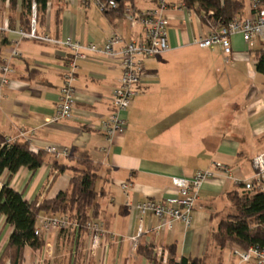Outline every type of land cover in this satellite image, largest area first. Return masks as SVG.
<instances>
[{
  "label": "crops",
  "instance_id": "obj_1",
  "mask_svg": "<svg viewBox=\"0 0 264 264\" xmlns=\"http://www.w3.org/2000/svg\"><path fill=\"white\" fill-rule=\"evenodd\" d=\"M131 6L151 9L156 0H132ZM112 10L101 12L91 0H47L35 16L36 33L102 47L115 32L127 42L129 24L122 12ZM21 13L20 0L12 10L0 0V20L13 30L0 34V63L9 62L14 68L9 85L0 86V133L12 141H27L32 152L56 146L68 148V154H47L34 173L21 167L9 176L4 170L0 186L7 183L27 202L53 199L68 189L71 172H53L51 162L70 165L72 157L85 152L98 168V219L113 236L102 264H166L171 247L176 261L184 256L203 258L205 264H235L230 248L220 250L211 238L218 220L231 207L226 193L239 187L224 172L215 169L202 184L188 226L177 221L170 230L155 233L156 216L141 217L133 205L174 196L172 178L212 169L214 163L226 165L241 181L253 177L251 159L264 151V77L255 70L258 47L249 48L237 33L229 38L227 56L217 45L198 48L193 40L207 33L201 13L182 0H170L164 12L168 50L145 60L138 94L122 114L125 131L108 138L101 132V121L110 112V95L119 82L118 60L98 54L77 60L73 118L46 123L55 111L70 55L51 42L20 38L14 31L22 29ZM16 41L21 57L10 58ZM123 182L130 184L126 192ZM42 215L48 214L41 212L38 217ZM139 226L143 233L137 237ZM12 230L0 214V264H9L3 253ZM41 239L40 248H23L20 264H86L85 231L56 229ZM144 248L155 261L141 252ZM158 248L166 253L165 263L158 258Z\"/></svg>",
  "mask_w": 264,
  "mask_h": 264
},
{
  "label": "built area",
  "instance_id": "obj_2",
  "mask_svg": "<svg viewBox=\"0 0 264 264\" xmlns=\"http://www.w3.org/2000/svg\"><path fill=\"white\" fill-rule=\"evenodd\" d=\"M86 2L88 0H81ZM101 11H109L117 8L115 0H91ZM248 14L246 16L235 17L225 23L214 17L212 11L201 12V19L207 27L205 36L195 38L192 42L198 48H209L220 46L227 56L231 53L230 36L240 34L243 41L249 48L258 47L264 51V0H247ZM170 0H156V6L151 9L136 10L131 5L123 8L122 14L129 24L130 39L126 42L118 33H112L106 39L102 47L92 43L82 44L70 37L64 39H52L48 35H38L36 33V8L35 3L31 5L30 27L28 31L18 29L16 32L20 38H30L33 40L47 41L64 48L70 55L62 73V83L59 88L55 111L52 116L45 119L46 123L68 120L73 118V106L75 103V70L77 60L87 58L89 55H102L106 58L118 60L120 66V77L118 85L113 88L110 95V112L101 121V132L108 138L121 136L126 128L125 119L122 114L129 107L132 99L138 94L137 85L140 80L144 62L147 58L162 54L168 50L167 28L168 20L164 14L169 7ZM184 5V4H183ZM139 28V31L136 30ZM13 31L7 22L0 20V34ZM17 41L10 49V58H19L21 53L16 47ZM259 55H255V63ZM227 60V57H226ZM14 72V68L9 62L0 63V86L9 85V76ZM6 145L12 143L10 137H4ZM47 154L55 157L68 154V148L46 146L43 149ZM253 177L246 181H241L234 177L229 168L220 163H214L212 169L198 170L189 177H174L172 183L176 187V194L163 200L144 199L133 205L137 213L142 217L152 213L158 219V223L152 227V231L159 233L162 230H170L177 221L183 222L186 226L190 224L191 213L198 200L199 190L205 180L214 175V170L224 172L235 184L242 186L250 192H261L264 194V151L256 154L251 159ZM124 192L130 189L127 182L121 183ZM79 228L80 225L71 220L68 215L48 214L37 218L34 226V235L41 237L53 230ZM88 241L84 250L85 262L89 264L91 260H97L96 264H102L103 251L107 247L113 236L104 227L102 220H91L85 225ZM143 233L142 226H139L137 237ZM135 241L134 237H131ZM158 258L165 263L166 253L161 248L156 250ZM230 256L235 260V264H264V250L258 246L250 247L247 250L238 248L230 249Z\"/></svg>",
  "mask_w": 264,
  "mask_h": 264
},
{
  "label": "trees",
  "instance_id": "obj_3",
  "mask_svg": "<svg viewBox=\"0 0 264 264\" xmlns=\"http://www.w3.org/2000/svg\"><path fill=\"white\" fill-rule=\"evenodd\" d=\"M2 1H7L11 10L17 4V0ZM20 1L22 6L20 18L23 22L21 28L28 31L32 2L35 3L37 18L38 13L45 8L47 0ZM115 1L118 4L115 11L122 12L124 6L132 5V0ZM245 1L182 0L187 8L195 9L199 13L212 11L214 17L220 19L222 23L241 16L244 13ZM115 11L112 10V12ZM104 13L110 14V10ZM22 18H26L25 22ZM256 54L259 57L255 63V70L264 77V51L257 50ZM46 157L47 153L43 149L32 152L25 140H15L6 145L4 136L0 133V175L7 170L11 176L21 167H26L34 173L44 163ZM72 159L73 162L70 165L60 164L57 160L51 162V171L62 173L69 170L71 172L68 189L59 192L53 199H35L27 202L23 199L22 193L13 190L7 183L2 185L0 214L4 215L6 223L13 227L3 253V258H8L9 264H20L22 251L26 245L33 249L41 247L43 243L41 237L34 235L35 222L41 212L68 215L71 220L80 225L83 231L88 221L99 218L97 198L101 190L99 191L96 185L99 178L98 168L85 152L75 155ZM226 197L230 202L231 210L218 220L216 229L211 234L215 246L220 250L226 248L247 250L254 246L264 250V194L257 191L250 192L239 185L228 191ZM141 252L155 261L149 249H141ZM166 264H205V260L183 256L176 261L173 247H171Z\"/></svg>",
  "mask_w": 264,
  "mask_h": 264
},
{
  "label": "rangeland",
  "instance_id": "obj_4",
  "mask_svg": "<svg viewBox=\"0 0 264 264\" xmlns=\"http://www.w3.org/2000/svg\"><path fill=\"white\" fill-rule=\"evenodd\" d=\"M241 16H244V13L241 15ZM30 17H31V14H30ZM236 17H238V16H236ZM224 202H225V200H224ZM231 210V207H227L226 208V210L224 211V213L222 214V215H226V213L228 212V211H230ZM209 228V225H208V227L206 228V230ZM204 231H205V228H204Z\"/></svg>",
  "mask_w": 264,
  "mask_h": 264
},
{
  "label": "water",
  "instance_id": "obj_5",
  "mask_svg": "<svg viewBox=\"0 0 264 264\" xmlns=\"http://www.w3.org/2000/svg\"><path fill=\"white\" fill-rule=\"evenodd\" d=\"M2 186H0V189H1Z\"/></svg>",
  "mask_w": 264,
  "mask_h": 264
}]
</instances>
